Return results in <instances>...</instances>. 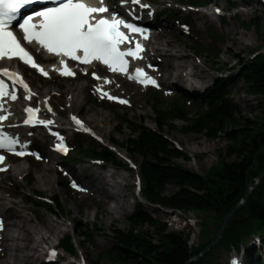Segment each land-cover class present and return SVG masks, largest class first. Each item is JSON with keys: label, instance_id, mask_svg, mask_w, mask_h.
Listing matches in <instances>:
<instances>
[{"label": "rangeland", "instance_id": "obj_1", "mask_svg": "<svg viewBox=\"0 0 264 264\" xmlns=\"http://www.w3.org/2000/svg\"><path fill=\"white\" fill-rule=\"evenodd\" d=\"M232 2L229 5L225 0H214L210 6L206 9H194L188 8L187 6L181 5L179 0H139V3H133V0H129L130 4L147 5V11L149 17L152 18L154 25L150 29V32L163 31L170 40H183L187 45L186 53L202 68L207 78L203 80H194L198 84V89H191L187 83H177V86L171 85L172 78L167 79L166 82H160L161 87L156 88H139L131 82L125 80L123 77L109 76L101 70L92 69L86 73L85 68L75 71L77 74L76 78L60 77L55 72L50 74V78L44 79L39 74L23 68V73L29 83L30 92L36 94L37 92L47 94L51 96V113H45L42 111V115H45L46 119H51L52 116L59 115L58 124H61L64 130L61 131L66 137L67 145L69 148L67 157H59L57 154H52L51 163L57 165L64 173L67 170L74 171L80 168L83 164H90L95 161L96 163H102L96 160H90L86 158L74 157V145L81 144L83 148L97 147L98 145L108 146L111 139L120 144L128 136L132 135L131 129L137 130L139 128H148L155 130L153 124L154 114L151 111L150 106L155 103V99L152 97V92L157 95V101L162 103H172L175 101L177 96H183L187 98L185 103L186 111L192 113L197 110V105L194 100L197 96L202 93L212 82L217 78L226 80V92L228 97L231 99L236 107V118L242 124H250L258 122L261 117L263 105L262 99L258 96L248 95L243 91L242 82L237 74L240 63H246L253 58V54L261 53L264 51V33L255 28L252 24L256 19H259L264 15V9L262 4L264 0H230ZM107 5H113L117 8H122L124 11H128L130 14L136 12L135 9H129L125 5V0H107ZM247 3V6H244ZM199 12H206L207 14L216 13V17L213 18L210 25L205 22L197 20L195 14ZM139 15V16H141ZM246 27L243 26V24ZM162 23V24H161ZM197 26L199 32L193 30L194 25ZM219 33V34H217ZM225 33L226 36H232L238 45H234L232 48L228 47L223 40L220 38V34ZM191 34L195 35L193 38ZM194 47L198 48V52L193 54ZM211 48V49H210ZM236 50V51H235ZM213 51L214 54H211ZM238 55H236V52ZM40 54H36L39 59ZM41 58V55H40ZM9 65L8 63L2 64V66ZM47 67H51L47 65ZM216 68H220L217 70ZM157 77V73L151 72ZM116 80L115 83L113 80ZM158 79V78H157ZM105 80L109 83H105ZM106 88L110 86L114 91L109 90L113 96L123 98L127 101V105L111 102L105 100L103 97L96 93V89ZM84 87L82 92L77 98V107L70 109L68 98L71 94L72 89ZM47 92V93H46ZM134 92L135 95H132ZM24 93L19 94V97H23ZM38 98H31L32 107L37 106ZM23 102V100L21 99ZM19 105L18 103H10ZM36 109L42 110L40 106ZM78 114V115H77ZM15 116L9 119L8 124H19L22 117ZM73 117L80 121V119L88 120L92 118L95 123H91L89 128L87 125L82 128H77L76 131L72 130ZM106 118L105 130L108 137L103 138L101 141L96 130L98 126H102V118ZM118 126V129L115 128ZM183 123L180 121L170 122V127L163 130V136L171 142V144L183 153L186 159H178L176 162L181 166L193 171L199 175H203L206 170L214 166L218 160L222 159L225 161H231L233 157L225 156V149L230 145L225 131L216 134L215 138H206L199 133H180V128ZM230 128V127H228ZM97 131V130H96ZM40 132V133H39ZM87 132V133H86ZM94 135L96 138L91 136ZM48 134V131H37L31 133L32 142L30 139L25 140V143L29 144L26 147L27 150L31 151V155L22 158L16 156H6L7 160L0 166V192L9 195L13 193V200L19 201L28 207L25 212L27 216L32 219L34 216L38 218L39 215L44 214L48 218L55 219L56 215L47 212L44 204H47L48 198L56 197L61 202L64 212L58 216L57 221L62 223V227L58 236L54 239V243L60 240L63 236H70L73 239L75 245V262L72 258L64 256L63 260L56 261L57 264H90L91 261H98L99 264H117L111 262L108 259L101 256L107 248L110 247L111 241L110 236L114 229H126V216H128L137 205V194H139L137 188L138 175L136 174L135 166L138 165L139 158L131 155L129 165L127 168L129 171H123L122 169L115 167H108L109 170H114L119 173L127 175L128 184L123 188V194L129 204L128 209L119 213L116 218L113 219L112 223L105 220H99L94 218V209L90 204H84L87 199L83 197L85 201L83 204L76 201L77 197L69 196L68 192L74 195L76 193L75 186L80 189L78 180L72 176L59 181L58 179L54 182L53 192L43 193L42 189L32 184L35 179L34 168L36 163L35 156H40L43 153L52 151V146L56 142L55 137H48L47 140L42 144L43 136ZM19 136V135H16ZM120 158H126L124 150L116 146L113 149ZM33 156V157H32ZM13 158H19L18 162H14ZM19 163L20 167L24 168L26 173L24 175H14L12 171L7 169L13 168L14 164ZM105 164V163H104ZM109 165V164H108ZM110 166V165H109ZM175 186L172 183H168L164 186V192L166 194L171 193ZM39 193L42 194L39 195ZM27 198H33L34 201L42 204L41 207H35ZM46 198V199H43ZM260 199L252 198L249 195L248 200L241 205L234 214H240L242 217L250 216L251 213L257 209L263 211L264 209V196L260 195ZM251 201V202H248ZM143 205V204H142ZM76 209L86 213L83 218L84 223L74 222L69 223L68 218H71ZM149 211L153 212V218L165 224L167 230L181 231L183 234L193 233L189 240L191 246H196L205 241L211 239L214 232L213 225L222 219L223 209H216L210 212L208 215L203 212L198 215L192 212L187 213H175L169 210H162L155 207H148ZM58 213V212H57ZM36 214V215H35ZM251 218L246 220H255ZM199 220L198 223L193 225V221ZM202 221V222H200ZM244 223V222H243ZM242 223V224H243ZM209 226V234L205 231L202 235V239L198 235V225L201 228ZM236 224V225H235ZM238 222L234 225L237 226ZM149 230L150 227L146 226ZM81 233H85L89 242L84 238L79 237ZM221 238V237H220ZM228 238L225 235L222 239ZM240 249L236 250L232 247H222L218 242L214 247L212 253V264H228L230 256L235 254L239 256L246 252V247H251L258 251L259 258L264 261V248H261L259 243V235H252L249 239H244ZM220 241V240H219ZM212 249V248H211ZM85 250L87 253L85 254ZM62 252L58 251L57 256H60ZM242 256V257H243ZM74 262V263H73ZM243 263L245 259L243 257Z\"/></svg>", "mask_w": 264, "mask_h": 264}, {"label": "trees", "instance_id": "obj_2", "mask_svg": "<svg viewBox=\"0 0 264 264\" xmlns=\"http://www.w3.org/2000/svg\"><path fill=\"white\" fill-rule=\"evenodd\" d=\"M179 1L181 5L196 8L210 4L214 0ZM225 1L229 5L232 4L230 0ZM262 5L264 9V4ZM252 24L256 30L259 29L264 33V15ZM243 26L246 27L245 24ZM197 52L198 48L194 47L193 54L196 55ZM211 54H214L213 51ZM253 55L251 60L240 63L237 74L241 79L243 91L262 99L263 110L258 122L242 124L236 118V107L226 92V80L217 78L194 100L198 109L192 113L185 109L186 97L177 96L172 103H162L157 101V95L152 92L155 103L150 108L154 114L155 130L131 129L132 135L120 144L113 139L110 140L113 147L119 146L124 150L127 158L130 159L131 155L139 158L135 168L140 180L139 193L148 205L178 214L192 212L195 215L201 212L208 215L216 209H223L224 215L240 201L254 156L259 150L264 149V51ZM216 69L220 70V68ZM175 121L183 123L180 133H199L206 138H215L217 133L226 130L225 134L230 145L225 149V156L234 159L218 160L203 175L181 166L176 160L186 159L185 155L162 133L164 129L170 127V122ZM73 150L74 157L127 167V163L122 158L101 144L97 147L83 148L81 144L75 143ZM263 167L264 165L261 169ZM262 180V188L257 193H253L258 185L251 191L250 197L260 199V195L264 196V176ZM168 183H172L175 188L171 193L166 194L163 189ZM27 200L35 207L43 206L33 198ZM136 202L133 211L125 218L127 228L112 230L109 238L111 245L101 253V256L109 261L117 264H184L209 242L207 240L194 247L188 245L189 232L183 234L181 231L167 230L163 222L153 218V212L147 209L149 206ZM44 206L51 214L64 212L61 202L56 197L51 198L50 203ZM198 221L196 220V224ZM235 225L223 232L219 241L222 247L239 250L244 239L259 235L260 244L264 248V209L259 219ZM196 226L200 239L205 231L209 234L208 224L206 228ZM225 235L228 238L222 241ZM79 237L89 242L85 233H81ZM59 243L65 252L75 255V245L70 236H63ZM213 252L212 248L190 264H212ZM243 257L245 264H264L254 248L246 247ZM90 264L99 263L91 261Z\"/></svg>", "mask_w": 264, "mask_h": 264}, {"label": "bare ground", "instance_id": "obj_3", "mask_svg": "<svg viewBox=\"0 0 264 264\" xmlns=\"http://www.w3.org/2000/svg\"><path fill=\"white\" fill-rule=\"evenodd\" d=\"M125 4L129 9H135L138 16H134L135 19L129 16V20L136 23L138 26H145L148 29L153 28L152 24L153 20L149 17V13H144L141 15L143 11H147L148 8L142 7L140 4H130L129 0H125ZM247 3H244V6H247ZM120 11L123 13L125 12L124 9L120 8ZM126 13V12H125ZM141 15V16H139ZM217 14H207L206 12H199L195 14L197 20L201 22H205L210 25L213 18H215ZM162 24V23H161ZM194 25V24H193ZM194 31L197 33L199 32L196 25L193 28ZM219 34V33H217ZM225 33H221L219 36L223 40L229 48L233 47L234 45H238V42L232 36H226ZM198 34H191L193 38H196ZM28 45H30L28 43ZM146 48V55L149 61L154 63L156 66L155 72L157 73V78L160 82H166L167 79H173L171 85L177 86L179 83H187V85L193 89H198V83L194 80H203L207 78V74L204 73L202 68L197 64L194 60H192L188 54L186 53L187 45L183 40H170L165 35V32L158 31L154 33H150V36L147 40ZM236 51V50H235ZM236 52V55H238ZM39 61L44 63L43 58H40ZM12 62H9L10 66ZM61 66H56L53 70L56 72L60 69ZM25 68V67H23ZM49 69V72L52 73L50 67H45ZM113 76V75H112ZM116 76H113V78ZM115 79L113 82L115 83ZM84 87L72 89L71 94L68 98L69 108L73 109L77 107V98L79 94L82 92ZM101 90L107 91L110 95H112L109 90L106 88L111 89L114 91L110 86L106 88H101ZM30 89V88H29ZM47 93V92H46ZM33 94V93H32ZM48 94V93H47ZM47 94L36 93L31 96V98H38L37 99V106H40L42 110H39L36 113V117L38 113L41 111L45 113H51L49 111L51 105V96H46ZM29 93L24 92L23 97H18L15 100V103L19 102V105L11 104L8 105L5 101H3V110L4 115H8V119L4 122L3 131L11 137H14L16 140L19 141V144H25L23 135H21V130L18 127L19 124H8L10 118H14L15 116H20L22 114L28 115L25 112L26 108H35L32 107L31 103L32 100L26 99ZM132 95H135L134 92ZM113 96V95H112ZM23 100V102L21 101ZM53 108V107H52ZM78 115V114H77ZM17 117V118H18ZM59 115L56 116L51 115V120L56 124L59 120ZM25 116L23 117V120ZM81 124L77 125L73 120L70 121V124L73 126L72 130L76 131L77 128H82L83 126H88L91 128L90 124L95 123L92 118H89L87 121L84 119H80ZM102 126H98V128L93 130L97 133L100 140L102 141L103 138L108 137V134L105 130L106 125V118L103 117L101 120ZM97 125V123H95ZM115 128L118 129V126ZM37 131H48L43 126H39L34 129ZM40 133V132H39ZM19 135L20 138L17 139ZM43 136L42 144L47 140V138L54 137L51 136L50 133ZM26 149L18 148L17 150ZM264 149L259 150L253 159V164L248 171L246 185L252 184L255 182L257 176L262 171V166L264 165ZM53 152L50 151L47 154L43 153L39 158L35 159L36 163H34L35 168V179L32 182L33 185L42 189L43 193L53 192L54 189V182L56 179L59 181H63L68 177L74 176L79 182L80 189L76 190L78 195H74L71 192H68L69 196L77 197L76 201L83 204L85 201L82 199L85 197L87 201L84 204H90L91 207L94 209V218L99 220H105L109 223H112L113 219L118 216L119 213L125 212L129 204L123 194V188L127 185V175L123 173H119L114 170H109L108 167H114L113 165H107L104 163H96L95 161L90 162V164H83L80 168L75 169L74 171L67 170L66 173L63 174L62 170L57 166L51 163ZM14 162H18L19 158H13ZM123 171H129L127 167H118ZM12 171L14 175H24L26 171L24 168L20 167L19 163L14 164L13 168L7 169ZM259 185V186H258ZM257 186L253 189V193H257L260 188H262L263 180L259 182ZM251 192V191H250ZM39 195L42 194L39 193ZM14 197L13 193L9 195H5L4 192H0V264H44L47 257L50 256L51 250L54 249V239L58 236V233L61 230L62 223L57 221L58 216L60 215L57 213L55 219L48 218L44 214H41L36 218L34 216L33 222L30 217L27 216L25 213L28 210V207L20 204L19 201L13 200ZM137 201L138 203H144L143 199L141 198L140 194H137ZM144 206L145 203L143 204ZM148 207V206H146ZM36 215V214H35ZM86 216L85 212L81 210H77L75 214L68 218L69 223L79 222L84 223L83 218ZM245 220V217H242L240 214H233L228 218L227 226L228 227L234 226L235 222L242 224ZM222 223V219L217 221L214 225V232L210 239V242L214 239L219 226ZM209 242V243H210ZM211 250V249H209ZM208 250V251H209ZM206 251V252H208ZM85 254L87 250L84 251ZM205 252V253H206ZM204 254V253H203ZM202 254V255H203ZM201 255V256H202ZM200 256V257H201ZM197 255L189 258L184 264H190L195 261Z\"/></svg>", "mask_w": 264, "mask_h": 264}, {"label": "snow or ice", "instance_id": "obj_4", "mask_svg": "<svg viewBox=\"0 0 264 264\" xmlns=\"http://www.w3.org/2000/svg\"><path fill=\"white\" fill-rule=\"evenodd\" d=\"M33 2L34 0H0V60L17 59L23 64L36 68L43 75H47L35 62L29 51L22 46L17 35L10 30V25L16 20L20 10ZM99 3L103 5V0H99ZM133 3H139V0H133ZM142 7H147V5H142ZM108 11L107 7L90 6L82 0H61V3L56 7L47 8L24 18L22 23H19V29L22 30L24 42L29 44L34 42L49 54L67 57L82 64L99 61L107 65L110 71L125 73L127 71L125 57L139 58L138 53L142 51V47L137 43L135 50L121 51L119 46L128 40L125 33L120 30L121 26L130 32H139L140 29L118 19L116 15H112L111 19L97 18L96 14ZM37 20L38 22H36ZM60 65L61 75H74L64 59L60 60ZM0 77H6L12 84V88L9 90V85L5 83V80L0 79V101H4L5 98L12 101L17 100L16 85L29 93L25 97L26 99H30L34 95L18 73L11 72L7 68L0 69ZM129 79H135L141 84H155V81L141 69H137L135 75L130 76ZM105 83H109V81L105 80ZM97 91H101V89L98 88ZM102 96H106L108 99H116L106 92H102ZM119 103H127V101L119 100ZM0 109H3V103H0ZM4 111L7 110L4 109ZM38 111L39 109L26 108L25 112H27L28 118L23 123L25 125L39 123L45 127L54 123L52 120H37L36 113ZM7 119L8 115H0V122ZM72 119L77 125L81 124L75 117ZM53 135L58 134L53 133ZM60 139L62 141L63 138ZM18 143V140L0 132V149L22 156L25 154L24 152L15 151V146ZM57 150L67 151L62 143L57 145ZM3 159V156H0V163L3 162ZM51 255L55 256L54 253Z\"/></svg>", "mask_w": 264, "mask_h": 264}, {"label": "water", "instance_id": "obj_5", "mask_svg": "<svg viewBox=\"0 0 264 264\" xmlns=\"http://www.w3.org/2000/svg\"><path fill=\"white\" fill-rule=\"evenodd\" d=\"M264 176V167L262 169V171L260 172V174L257 176L256 180L254 183L252 184H249V185H246L245 187V190H244V193L240 199V201L235 204L223 217H222V223L221 225L219 226L218 230H217V233L214 237V239L209 243H207V245L197 254V258L195 259V261L203 254L205 253L206 251H208L209 249L213 248L220 240V237L222 236L223 232L225 231V228L227 226V222H228V218L230 216H232L234 214V212L241 206L243 205L249 198V195H250V191L253 190V188L255 186H257L259 184V182L261 181L262 177ZM143 202L145 203L146 206H149V207H154L152 205H148V203H146L144 200ZM248 202H251V201H248ZM140 203V202H139ZM144 203H140V204H144ZM261 214H262V211L261 210H256L255 212L251 213L250 216H247L245 218L244 221L248 220V219H251L252 217L253 218H256V219H259L261 217Z\"/></svg>", "mask_w": 264, "mask_h": 264}, {"label": "built area", "instance_id": "obj_6", "mask_svg": "<svg viewBox=\"0 0 264 264\" xmlns=\"http://www.w3.org/2000/svg\"><path fill=\"white\" fill-rule=\"evenodd\" d=\"M188 245H190L189 242H188Z\"/></svg>", "mask_w": 264, "mask_h": 264}]
</instances>
